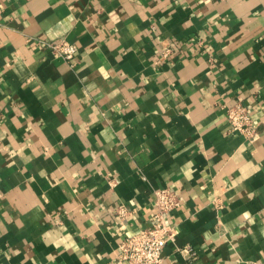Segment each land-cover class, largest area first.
Here are the masks:
<instances>
[{
	"label": "crops",
	"instance_id": "1",
	"mask_svg": "<svg viewBox=\"0 0 264 264\" xmlns=\"http://www.w3.org/2000/svg\"><path fill=\"white\" fill-rule=\"evenodd\" d=\"M160 189L163 264H264V0H0V264H127Z\"/></svg>",
	"mask_w": 264,
	"mask_h": 264
},
{
	"label": "built area",
	"instance_id": "2",
	"mask_svg": "<svg viewBox=\"0 0 264 264\" xmlns=\"http://www.w3.org/2000/svg\"><path fill=\"white\" fill-rule=\"evenodd\" d=\"M45 48L54 58L62 59L70 64L76 58L78 49L75 44L66 40L47 42ZM170 51L163 52V57ZM225 119L228 125L227 133L241 135L244 139L253 141L257 137V125L253 122L248 108L240 102L225 108ZM182 199L170 189H160L154 193V208L152 222L148 227L134 235L122 239L119 243V260L127 264H163L164 247L175 241V227L171 215L180 209ZM116 216L125 219L129 211L124 205L116 209ZM190 251L191 249H184ZM256 264V263H254Z\"/></svg>",
	"mask_w": 264,
	"mask_h": 264
}]
</instances>
